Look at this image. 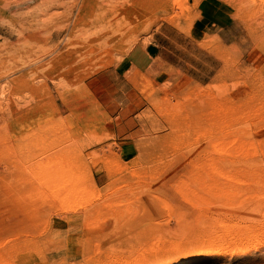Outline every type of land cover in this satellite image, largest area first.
Segmentation results:
<instances>
[{
  "label": "rangeland",
  "instance_id": "obj_1",
  "mask_svg": "<svg viewBox=\"0 0 264 264\" xmlns=\"http://www.w3.org/2000/svg\"><path fill=\"white\" fill-rule=\"evenodd\" d=\"M263 89L264 0H0V264H264Z\"/></svg>",
  "mask_w": 264,
  "mask_h": 264
},
{
  "label": "crops",
  "instance_id": "obj_2",
  "mask_svg": "<svg viewBox=\"0 0 264 264\" xmlns=\"http://www.w3.org/2000/svg\"><path fill=\"white\" fill-rule=\"evenodd\" d=\"M141 49L140 52H138V49ZM134 54H139L140 58L134 57ZM161 58V55L159 53V49L157 45L155 44H149L142 48L141 46H137L133 48L129 54L125 57L124 61L118 64V66L114 69L117 70L118 73H115L117 75L116 77L111 76L110 74L107 75L108 77L103 78L104 82H108L109 88L106 90L105 96L101 97L100 100L102 103H105L106 105V112L108 115L112 117H119L123 118V123L126 118V116L133 114L128 108L132 104L134 105L135 102H138L139 96L131 89L126 90V86L128 87V83L125 81V78H122V75H124L126 70H133L139 73L146 72L148 69L154 68L153 63L155 60ZM121 71L122 74L119 73ZM125 82H123V80ZM111 82V83H110ZM114 82H118L116 85V92L112 89V86L114 85ZM119 82H123L121 85H119ZM92 93L96 95V92L94 90H91ZM99 99V98H98ZM141 99V96H140ZM105 100V102H104ZM126 102H129L125 105ZM134 102V103H133ZM124 124V123H123ZM125 124H127L125 122ZM125 129V128H123ZM124 133H128L127 131H124ZM129 143H125V145H128Z\"/></svg>",
  "mask_w": 264,
  "mask_h": 264
},
{
  "label": "bare ground",
  "instance_id": "obj_3",
  "mask_svg": "<svg viewBox=\"0 0 264 264\" xmlns=\"http://www.w3.org/2000/svg\"><path fill=\"white\" fill-rule=\"evenodd\" d=\"M180 1H181V0H180ZM185 1H187V0H185ZM184 3H185V2H184ZM185 9H186V8H185ZM186 11H187V10H186ZM123 18L126 19V20H128L126 17H124V15H123ZM263 90H264V89H263ZM254 100H255V98H254ZM254 100H253V101H254ZM256 100H257V102H258V99H257V98H256ZM256 100H255L254 103H256ZM259 100H260V99H259ZM249 101H250V100H249ZM249 101H248V102H249ZM251 101H252V98H251ZM260 102H263V101H260ZM250 103H251V102H250ZM259 104H260V103H258L257 105L259 106ZM262 104H264V103H262ZM251 107H252V106H251ZM253 107H254V106H253ZM254 108H257V107H254ZM248 109H249V108H248ZM259 109H260V108H259ZM259 109H258V110H259ZM260 110H262V108H261ZM260 110H259V111H260ZM246 112H248V111H246ZM249 112H250V109H249ZM255 112L257 113V111H255ZM261 112H262V111H261ZM256 113H255V114H256ZM258 113H259V112H258ZM250 114H253V113L251 112ZM250 114H249V115H246V116H250ZM253 115H254V114H253ZM235 117H236V116H235ZM235 117H234V118H235ZM240 117H241V116H240ZM243 117H244V115H243ZM260 117H261V116H260ZM262 117H263V116H262ZM244 118H246V117H244ZM236 119H237V117H236ZM236 119H234V121H235ZM248 119H249V117H248ZM252 119H253V118H252ZM254 119H255V118H254ZM256 120H258V119H255L254 121H256ZM238 121H239V119L237 120V122H238ZM240 121H241V120H240ZM250 121H251V120H250ZM252 121H253V120H252ZM254 121H253V122H254ZM262 122H263V119H262ZM234 123H236V122H234ZM247 123H248V125H249V122L246 121V124H247ZM240 124H241V123H240ZM243 124H244V123H243ZM229 126H230V125H229ZM234 126H238V125H234ZM248 127H249V126H248ZM232 128H234V127L232 126ZM246 128H247V127H246ZM263 128H264V127H263ZM237 129H238V128H237ZM235 130H236V129H235ZM257 130H258V129H256V131H257ZM262 130H263V129H262ZM243 131H244V130H243ZM253 131H254V130H253ZM249 132H250V130H249ZM251 132H252V131H251ZM220 134H221V133H220ZM244 134H245V133H244ZM222 135H223V134H222ZM233 138H234V136H233ZM231 141H232V140H231ZM241 142H242V140H241ZM241 142H240V143H241ZM236 143H237V142H236ZM219 146H220V145H219ZM248 147H249V146H248ZM215 148H216V147H215ZM217 148H218V147H217ZM51 161H52V160H51ZM63 162H64V161H63ZM41 163H42V162H41ZM43 163H44V162H43ZM43 163H42V164H43ZM48 163H49V162H48ZM48 163H47V164H48ZM66 163H67V162H65L64 164H66ZM45 164H46V163H45ZM50 164H52V163H50ZM50 164H49L48 166H50ZM54 164L57 165L56 163H53V165H54ZM68 164H70V163L68 162ZM68 164H67V165H68ZM72 164H73V163H72ZM62 165H63V163H62ZM39 166H40V165H39ZM39 166H38V167H39ZM51 166H52V165H51ZM57 166H58V165H57ZM59 166H61V165L59 164ZM41 167H42V166H41ZM43 167H44V166H43ZM46 167H47V166H46ZM50 168H51V167H50ZM64 168H65V167H64ZM64 168H63V169H64ZM40 169H41V168H40ZM42 169H44V168H42ZM57 169H58V168H57ZM59 169L62 170L61 168H59ZM59 169H58V170H59ZM68 169H69V167H68ZM70 169H71V170H69V171H72L71 174H69L68 170H66V171L68 172V174H69V176H68L67 179L70 180V181H71V180H75V179L77 180V179H78V178H77V175H76L75 172H74V170H76V166H75V164H73L72 168H70ZM47 170H48V169H47ZM47 170H46V171H47ZM44 171H45V169H44ZM49 171H50V170H49ZM51 171H52V170H51ZM62 171H63V170H62ZM55 172H56V171H55ZM63 172H64V171H63ZM63 172H62V174H63ZM65 174H66V172H65ZM65 174H64V175H65ZM41 175H42V174H41ZM43 175H44V174H43ZM60 175H61V174H60ZM75 175H76V176H75ZM46 178H47V177H46ZM46 178H45V179H46ZM61 178H63V176H62ZM45 179H44V180H45ZM48 179H49V178H48ZM48 179H47V180H48ZM63 179H64V178H63ZM40 180H41V178H40ZM42 180H43V179H42ZM44 180H43V181H44ZM59 180H60V179H59ZM64 180H65V179H64ZM64 180H63V181H64ZM48 181H49V180H48ZM40 182H41V181H40ZM60 182H61V181H60ZM45 183H46V182H45ZM63 183H64V182H63ZM69 183H70V182H69ZM46 184H47V183H46ZM72 184H73V183H72ZM65 185H66V184H65ZM70 186H71V185H70ZM67 187H68V186H67ZM72 187H73V186H71V188H72ZM74 187H75V185H74ZM74 187H73V188H74ZM65 188H66V187H65ZM65 188H64V189H65ZM68 188H69V187H68ZM57 190H58V189H57ZM59 191H60V190H59ZM62 191H63V190H62ZM70 191L73 192L74 190H70ZM56 192H57V191H56ZM60 192H61V191H60ZM68 193H69V192H68Z\"/></svg>",
  "mask_w": 264,
  "mask_h": 264
}]
</instances>
